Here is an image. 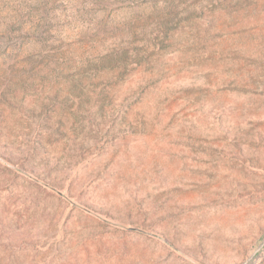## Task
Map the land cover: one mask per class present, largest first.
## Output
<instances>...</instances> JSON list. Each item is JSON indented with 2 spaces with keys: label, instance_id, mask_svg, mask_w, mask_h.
Instances as JSON below:
<instances>
[{
  "label": "rangeland",
  "instance_id": "rangeland-1",
  "mask_svg": "<svg viewBox=\"0 0 264 264\" xmlns=\"http://www.w3.org/2000/svg\"><path fill=\"white\" fill-rule=\"evenodd\" d=\"M98 1L0 0V264H264V0Z\"/></svg>",
  "mask_w": 264,
  "mask_h": 264
},
{
  "label": "trees",
  "instance_id": "trees-1",
  "mask_svg": "<svg viewBox=\"0 0 264 264\" xmlns=\"http://www.w3.org/2000/svg\"><path fill=\"white\" fill-rule=\"evenodd\" d=\"M122 0H99L97 3L94 2L90 6V9H95L96 6L98 9L102 10H111L120 8L118 6L113 7L116 3L121 2ZM210 3H214L213 0H210ZM180 3L176 0H165V4L159 7V12L168 14L167 16L161 15L158 21L153 25L150 30L144 29L146 42L143 47H152V48H162L166 45L165 39L168 37L169 32V22L173 20V18L178 14V10L176 9ZM96 8V10H97ZM58 60L66 62L69 60L68 54H66L64 49L59 50V56H57ZM140 60V57H137ZM127 59V57H126ZM138 63V62H137ZM91 89V90H90ZM86 89V91H94L96 87ZM82 93L81 90L73 91V94Z\"/></svg>",
  "mask_w": 264,
  "mask_h": 264
}]
</instances>
